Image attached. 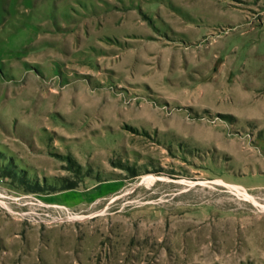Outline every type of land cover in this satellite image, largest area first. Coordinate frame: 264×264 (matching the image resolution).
Masks as SVG:
<instances>
[{
	"label": "rangeland",
	"instance_id": "374dc122",
	"mask_svg": "<svg viewBox=\"0 0 264 264\" xmlns=\"http://www.w3.org/2000/svg\"><path fill=\"white\" fill-rule=\"evenodd\" d=\"M0 264H264V0H0Z\"/></svg>",
	"mask_w": 264,
	"mask_h": 264
},
{
	"label": "bare ground",
	"instance_id": "6f19581e",
	"mask_svg": "<svg viewBox=\"0 0 264 264\" xmlns=\"http://www.w3.org/2000/svg\"><path fill=\"white\" fill-rule=\"evenodd\" d=\"M75 218H76V217H74V216L69 217L70 220H73V219H75Z\"/></svg>",
	"mask_w": 264,
	"mask_h": 264
}]
</instances>
